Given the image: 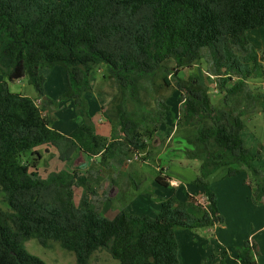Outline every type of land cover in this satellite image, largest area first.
<instances>
[{"label": "trees", "instance_id": "trees-1", "mask_svg": "<svg viewBox=\"0 0 264 264\" xmlns=\"http://www.w3.org/2000/svg\"><path fill=\"white\" fill-rule=\"evenodd\" d=\"M259 27L264 0H0V72L11 81L27 77L42 102L0 82V193L9 207L0 208V264H47L26 248L32 238L44 247L59 243L78 264H90L100 249L119 264H182L178 228L224 223L208 181L214 171L228 166L230 177L240 172L233 165L245 166L254 200H263L264 169L255 164L261 150L253 153L242 137L247 119L264 112V91L251 83L264 78V50L248 38ZM197 60H204L218 84L217 104L198 77L186 81L179 74ZM99 64L117 85L123 141L98 134L89 112L86 94ZM56 66L64 68L67 82L58 100L46 97L41 72ZM174 85L183 124L194 129L186 157L201 162L192 184L203 188L206 207L189 194L187 200L173 194L154 217L123 209L108 218L89 197L96 194L91 175L37 172L43 157L37 148L45 145L55 147L62 161L79 152L123 166L129 151L147 148L172 109L158 97L157 108L146 111L147 100ZM62 100H72L82 119L69 134L53 127L51 105ZM28 153L37 158L24 161ZM162 171L155 180L168 187L170 176ZM76 187L83 188L79 205ZM226 254L217 264H227ZM256 254L247 240L238 248V264H258Z\"/></svg>", "mask_w": 264, "mask_h": 264}, {"label": "rangeland", "instance_id": "rangeland-1", "mask_svg": "<svg viewBox=\"0 0 264 264\" xmlns=\"http://www.w3.org/2000/svg\"><path fill=\"white\" fill-rule=\"evenodd\" d=\"M260 30H264V28H261ZM263 50L264 48L260 50V52ZM59 71H62L60 72L59 77L63 83L60 81L57 83L53 81L55 73H58ZM63 71L64 68L59 66L58 70L54 71L55 73L51 75V83L49 84L50 91L56 92L57 88H59L61 84L63 87L65 86L66 77ZM42 73L44 75L51 74V70L44 68ZM179 74L186 81L192 80L194 77H198L200 82H202L208 91L211 90L210 95L214 100L213 102L217 101L219 96H221L216 91V89H218L216 80L212 79L210 75H208L209 73L207 72V66L204 60L197 61L196 65L191 68L182 69ZM0 79L8 84L9 91L13 93L27 95L35 99L39 98L38 91L29 82L27 77L11 81L0 72ZM92 79L94 84L93 88L95 89H92L88 93L89 95L87 98L90 102L89 108L91 105L93 107L95 103L94 100L107 98V101H104L103 105L98 108L96 126L100 129V124L102 123V127L105 129L104 131L110 135H105V137L123 141L124 134L118 124L117 109L115 105L116 101L114 100L118 94L117 85L109 75V72L104 64L94 66ZM173 80L175 81L174 78ZM256 80H258L257 82L262 83L264 78H257ZM254 86L257 89L264 91V87H260L258 85ZM105 94H107V96H105ZM51 95L50 97H54ZM158 97L166 99L172 106V109L167 114V121L161 125L154 137L148 139V146L146 149L140 151H129L127 153L123 166L117 165L115 161H113L114 163L108 162L109 158L102 159L100 156V158H95L79 152L74 154L72 160L62 161L59 159L58 152L55 147L45 145L37 148V150L43 155L42 159L38 161L39 164L37 172L46 176L52 171L66 169L69 171L77 170L81 173L91 175L90 181L96 194L90 193L89 197L92 198L93 204L102 210V214L108 218L115 217L116 214L123 209L127 211L132 210V212L136 214H147L154 217L159 210H156L157 204H160L162 200L167 199L171 195L176 194L178 190L177 185L171 184L172 186L169 185L168 187H165L156 182V176L160 174L161 170H163L162 174H170L168 176L178 179L182 183L179 187V193L181 196L187 191L189 193L190 190L195 192L197 186L193 185L192 182L199 175L201 162L199 160L196 161V159L186 158V148L191 145L190 139L194 137V129L186 127L183 124V118L180 111L182 97L175 85L173 87H162V89H160V91L156 94L155 100L152 98L147 100L146 111L153 112L157 108L156 98ZM58 99L59 98H57V100ZM38 103L42 104L41 100H38ZM60 107L61 106H59L58 103L57 105H51L52 116L57 118V120H55L58 121L59 118L57 115H60V119L67 120V122L75 124L76 117L75 119L71 118L68 114L72 111L67 107V103H65V106ZM130 107H132V105H130ZM61 109L62 113L60 112ZM89 112L91 116L94 113L93 110L92 114L90 110ZM246 123L250 132L256 136L258 140L264 143V112L254 114L247 119ZM32 157L37 158L36 155L34 156L28 153L23 157V160L32 161ZM185 158L186 160L181 162V160ZM220 170L214 175V177H212L209 185L211 190L215 192L217 196L222 197L223 204L222 208H219V210L224 217V223L218 224L220 228H218V226H202L195 229H189L196 234V237H194L193 240H189L186 249L183 250L182 248L188 256L184 260L185 264H211L210 262L212 261V256H215L217 259L222 255V247L225 245L222 244V246L221 243L229 245L235 253V251H238L239 247L245 244L247 237L252 232V229L254 227H256L257 230L260 228V222L263 219L264 211L261 207L262 203L256 202L253 197V202L251 201L250 204L249 202H245V204H252L253 206L251 221L254 225L249 223L244 218L239 221L238 212H236V218L231 217V220L230 218L228 219L231 210L234 212L236 207L235 203L233 204L234 201H231V198H229L227 193L222 192L223 185L219 182V180H217L221 175ZM248 174L249 178L246 183L251 189H253V185L251 184V174L249 171ZM104 191L108 192L109 196L107 195V197H109V199L104 196ZM198 191L199 188L197 189V192ZM82 194L83 188L76 187L75 201L77 205L80 204ZM203 197L204 199H202L201 195H195L191 196V199L189 200L206 207V198L205 196ZM187 199L188 197L185 198V200ZM253 203L257 205V207H255ZM133 206H137V210L133 211ZM0 208L4 210L9 209L8 205L4 202L3 195L1 193ZM239 211L242 214L247 211V207L239 209ZM235 219L237 223L233 224ZM185 229L186 228H178L176 231L180 232ZM258 232L261 233L260 239L264 243V230L261 229ZM240 239H243L242 241L246 239L241 246L239 245ZM25 246L31 253L41 257L47 264H78L75 254L71 251L63 249L57 242L52 241L48 247H44L37 239L32 238L26 241ZM181 256L183 257V254H181ZM258 256H262L264 260V250L261 251L258 249L256 258ZM90 264H119V262L114 259L106 249H100L93 254Z\"/></svg>", "mask_w": 264, "mask_h": 264}, {"label": "crops", "instance_id": "crops-1", "mask_svg": "<svg viewBox=\"0 0 264 264\" xmlns=\"http://www.w3.org/2000/svg\"><path fill=\"white\" fill-rule=\"evenodd\" d=\"M261 28H264V27H259V28L251 29L248 32V38H249V40L252 42V44L255 46V48L257 50H259V51L264 48V30H260ZM197 61H200V60H197ZM196 62L193 64V66L196 65ZM58 68H59V66H56L54 69H50L51 70V74L45 75L47 77V81H46V84H45L46 94H47V97H50V95L52 94L51 96H54V97H50L52 99L59 98V96L66 90V87H67V82H66V78H65V86L64 87L61 84L60 87L57 88V91L56 92L49 90V84L51 83L50 77H51V75L53 73H55L54 71H57L58 70ZM42 70H41V72H42ZM60 72H62V71H59L58 73H55V75H54L53 81L56 82V83L58 81L61 82L60 77H59L60 76ZM63 72L65 73V70ZM65 77H66V73H65ZM210 77L215 80V78L213 76L210 75ZM91 81H92V86L94 87L93 79H92V74H91ZM257 81L258 80H255V81L252 80L251 83H253L254 85H258L260 87H264V81L262 83L261 82L259 83ZM0 82H2V79H0ZM61 83H63V82H61ZM201 84H202V82H201ZM8 89H9V87H8ZM94 89L95 88H93V90ZM216 91L219 93V95H221V96H219L218 100L214 102V103L217 104L219 102V100L221 99V97H222V93L218 89H216ZM210 92H211V90H210ZM88 95L89 94L87 93L86 94V97H88ZM105 96H107V94H105ZM38 100H40V99H37V101ZM104 101L106 102L107 101V98H103L102 100H97L96 99V100H94L95 103H94L93 107L91 105L90 108H89L90 111H91V114H92V110L94 111V113L92 114V118H93V121L95 123L96 132L98 134L103 135V136L109 135V133L107 134V132L104 131L105 129L102 127V125H103L102 123L100 124L101 125V128L100 129L97 128V126H96V117L98 116V108L101 107V105H103V102ZM65 103H67V107L69 109H71V111H72V112L68 113L71 116V118H74L75 119V117H76L75 124H72L70 122H67V120L60 119V115H57V117L59 119H58V121H56L57 120V118H56L55 122L53 123V127L56 128V129H58V130H60L61 132L65 133V134H69V133H71L82 122V119L80 117H77L76 116L75 106H74V103H73L72 100H62V101L59 102V106L63 107V106H65ZM60 112L62 113V109H61ZM259 113H262V112H259ZM111 128H112V126H111ZM242 137H243V140H244L245 144L253 151V153H257V151L262 150L261 151L262 152L261 153L262 154V159L261 160H257L255 164L257 166H260V167L264 168V143L262 141L258 140L257 137L254 136L250 132L249 128H247V123H246V127L244 128V130L242 132ZM186 158L183 159V160H181V162H184V160H186ZM167 167H168V165H167ZM233 167H236V168L240 169V172L237 173V174H235V175H233V176H230L229 177V176H227L228 166L220 167L219 169H217L216 171H214L209 176V178H208L209 179V183H210L212 177H214V175L216 173H218V171L221 169L220 170L221 171L220 172L221 173L220 178L217 179V180H219V182H221L222 185H223L222 192L227 193V195L229 196V198H231V201L232 200L234 201L233 204L235 203V207H236V210L234 211L235 213L233 212V210H231L230 208H228L229 210H231V213L228 216V219L230 218V220H231V217L236 218L235 215H236V212H238L239 213V221L244 218L249 223H251L252 225H254V223H252V221H251L252 220L251 213H252V207L253 206H252V204L249 205L251 203V201L253 202V200H252V197H253V189H251L249 187V185L246 183L247 180H248V178H249L248 171L245 168V166H243V165H233ZM198 168H199V166H198ZM168 175H170V174H168ZM236 179H237V182H236ZM168 181L170 182V185L171 184H174V185H177L178 186V190L176 192V195L181 200H185V198L187 197V194H190L191 196H195V195H199L200 196L201 195L202 196V199H204L203 196H205V198H206V195H205V193L203 191V188H201V187H197V189L199 188V191L198 192H197V189L195 190V192L193 190H190L189 189L190 190L189 193L187 191L186 193H184L181 196V194L179 193V191H180L179 190V187H180V185H182V183L178 179H174L173 177H170L168 179ZM245 202H249V204L246 205ZM260 202L262 203L261 207H262V209L264 211V199L261 200ZM222 204H223L222 197H219L218 196V205H219V208H222ZM254 206L257 207V205H255V204H254ZM245 207H247V211L246 212H243L241 214V212L239 211V209H243ZM133 208H134L133 211L137 210V206H133ZM158 209H160V204H157V209L156 210H158ZM128 211L132 212V210H128ZM226 221H227V219H226ZM235 223H237L236 222V219L233 221V224H235ZM216 226H218V225H215L214 227H216ZM226 227H224V228H226ZM218 228H220V227L218 226ZM261 229L264 230V216H263V219L260 222V228L257 230L256 227H254L252 229V232L247 237V240H250V241L253 240V243H254V245L256 247V250L260 249L262 251V250H264V243L260 239L261 233L258 232ZM176 236H177L178 245H179V257H180L181 263L182 264H185L184 263V260L188 256H187V254L183 250L186 249L187 243L189 242V240H193L194 237H196V234L193 233V231H191L189 229H185V230L180 231V232H177L176 231ZM242 240L243 239H240V244H239L240 246L243 244V242L246 239H244V241H242ZM222 244H224L225 246H223ZM221 245L223 246L222 247V252H221L222 253L221 257L224 255V251L226 250L227 254L225 256V260H226L227 264H238V251H235V253H234V250L231 249V247L229 245H227L226 243H221ZM182 248H183V250H182ZM181 254H183V257H185V258H183L181 256ZM221 257L216 259L215 256L214 257L212 256V261L210 263L211 264H217L220 261ZM256 261H257L258 264H264V260H263V257L262 256H258L256 258Z\"/></svg>", "mask_w": 264, "mask_h": 264}, {"label": "water", "instance_id": "water-1", "mask_svg": "<svg viewBox=\"0 0 264 264\" xmlns=\"http://www.w3.org/2000/svg\"><path fill=\"white\" fill-rule=\"evenodd\" d=\"M98 158H100V157H98Z\"/></svg>", "mask_w": 264, "mask_h": 264}]
</instances>
